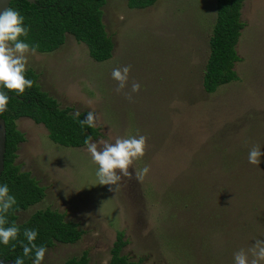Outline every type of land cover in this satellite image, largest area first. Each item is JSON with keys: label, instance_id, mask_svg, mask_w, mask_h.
I'll return each mask as SVG.
<instances>
[{"label": "rangeland", "instance_id": "rangeland-1", "mask_svg": "<svg viewBox=\"0 0 264 264\" xmlns=\"http://www.w3.org/2000/svg\"><path fill=\"white\" fill-rule=\"evenodd\" d=\"M103 12L111 59L97 62L67 35L55 52L29 54L26 69L62 108L99 117L93 142L146 136L145 154L129 171H150L143 180L99 185L86 147L55 144L44 125L21 118L26 141L17 163L46 197L19 212L18 223L50 208L83 233L75 244L47 249L42 264L86 251L91 264H108L119 231L128 241L122 254L139 264H234L235 252L264 240V155L259 166L248 162L253 146L264 152V0H245L237 80L214 94L203 77L216 0H158L146 9L109 0ZM127 65L118 93L111 72Z\"/></svg>", "mask_w": 264, "mask_h": 264}, {"label": "trees", "instance_id": "trees-1", "mask_svg": "<svg viewBox=\"0 0 264 264\" xmlns=\"http://www.w3.org/2000/svg\"><path fill=\"white\" fill-rule=\"evenodd\" d=\"M109 0H38L35 4L26 0H15L10 7L18 11L24 18V26L29 28L27 38L21 37L31 46L38 45L37 52L53 53L66 42L71 35L78 43L85 44L90 56L97 62L112 58L114 43L106 32L103 7ZM158 0H127L130 9H146ZM245 0H216L217 18L210 39V54L206 64L203 86L205 92L214 94L222 86L237 80L234 71L239 60L236 46L245 24L241 20V10ZM27 79L33 80V87L23 94L8 91L0 87L8 97L7 110L2 114L6 122L7 142L5 169L0 178V185L7 184L10 194L16 198V205L7 214L8 224L19 227L18 238L5 246L0 243V259H24V264H33L34 253L23 257L21 242L27 244L25 229L36 230L37 246L53 248L57 243L75 244L82 232L76 223L67 221L64 214L50 208L38 210L28 220L18 223V213L42 202L46 197V189L32 177L29 172L21 170L17 163L20 144L26 141L25 134L19 130L17 121L21 118L32 119L38 125H44L49 139L62 147L83 148L88 136L92 140L101 135L99 128L81 127L79 121L84 120L87 112L76 116L71 108H62L58 101L42 90L39 76L33 69H27ZM124 231L117 233L111 250L108 264H139L122 254L127 246ZM1 264V263H0ZM64 264H91L86 251L79 257L68 259Z\"/></svg>", "mask_w": 264, "mask_h": 264}, {"label": "clouds", "instance_id": "clouds-1", "mask_svg": "<svg viewBox=\"0 0 264 264\" xmlns=\"http://www.w3.org/2000/svg\"><path fill=\"white\" fill-rule=\"evenodd\" d=\"M29 28L24 26V18L18 11L11 7L0 12V87L8 91L23 94L26 89L33 87L34 81L25 77L28 55L37 54L38 45L31 46L22 40L27 38ZM131 66L114 68L111 72L112 79L117 82L116 91H123L128 84ZM140 84L133 82L131 92L137 93ZM131 99V95L128 94ZM9 97L0 91V113L7 110ZM79 116V112L75 114ZM99 117L94 112H88L84 120L79 123L83 128L85 125L94 128ZM147 137L144 135L131 136L127 138H116L114 143L100 141L95 143L92 137L88 136L84 144L90 154L92 161L98 166L96 177L99 185L116 186L122 178L143 180L150 171V166L145 165L141 170L136 171L134 176L129 171L135 160L142 158L145 154ZM264 152L259 146H253L248 154V162L259 166L261 156ZM16 198L10 194L7 184L0 185V243L5 246L10 241L18 238L20 229L17 225L5 227L8 224L7 214L16 205ZM37 231L25 229L24 237L27 244L21 242L23 257H30L34 253L33 264H42L47 249L44 245L37 246L34 242L37 239ZM234 264H264V240H255L254 245L248 248H241L234 253ZM14 264H24L22 257H17Z\"/></svg>", "mask_w": 264, "mask_h": 264}, {"label": "water", "instance_id": "water-1", "mask_svg": "<svg viewBox=\"0 0 264 264\" xmlns=\"http://www.w3.org/2000/svg\"><path fill=\"white\" fill-rule=\"evenodd\" d=\"M13 1L15 0H0V12H3L7 8H9ZM26 1L35 4L38 0H26ZM3 113H0V178L5 169V154H6V142H7V128H6V122L2 118ZM0 263L14 264L12 260L5 261L4 259H0Z\"/></svg>", "mask_w": 264, "mask_h": 264}]
</instances>
